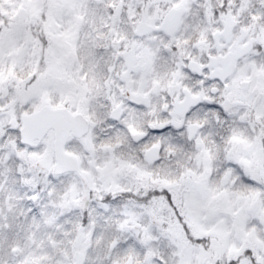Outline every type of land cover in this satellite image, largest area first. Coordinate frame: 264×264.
<instances>
[{"label": "snow or ice", "instance_id": "6c2138e0", "mask_svg": "<svg viewBox=\"0 0 264 264\" xmlns=\"http://www.w3.org/2000/svg\"><path fill=\"white\" fill-rule=\"evenodd\" d=\"M0 264H264V0H0Z\"/></svg>", "mask_w": 264, "mask_h": 264}]
</instances>
